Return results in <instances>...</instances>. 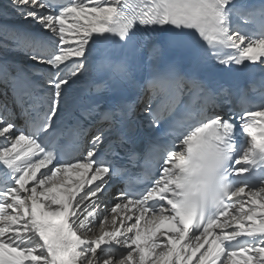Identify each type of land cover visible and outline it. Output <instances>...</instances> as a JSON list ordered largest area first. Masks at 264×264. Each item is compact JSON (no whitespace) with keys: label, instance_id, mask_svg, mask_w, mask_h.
<instances>
[{"label":"snow or ice","instance_id":"snow-or-ice-1","mask_svg":"<svg viewBox=\"0 0 264 264\" xmlns=\"http://www.w3.org/2000/svg\"><path fill=\"white\" fill-rule=\"evenodd\" d=\"M257 62L264 0H7L0 264H264V90L222 79ZM197 174L226 182L214 210L182 199Z\"/></svg>","mask_w":264,"mask_h":264},{"label":"clouds","instance_id":"clouds-1","mask_svg":"<svg viewBox=\"0 0 264 264\" xmlns=\"http://www.w3.org/2000/svg\"><path fill=\"white\" fill-rule=\"evenodd\" d=\"M226 187L225 180L207 174L193 175L181 189L189 208L196 212L214 210L220 203Z\"/></svg>","mask_w":264,"mask_h":264},{"label":"bare ground","instance_id":"bare-ground-1","mask_svg":"<svg viewBox=\"0 0 264 264\" xmlns=\"http://www.w3.org/2000/svg\"><path fill=\"white\" fill-rule=\"evenodd\" d=\"M6 3H7V0H0V6H3ZM69 37L71 38V33H69ZM11 59H14L17 62H23V59L24 58H23L22 55H16L15 57H11ZM5 91H6L5 86L3 84H0V104L7 103V104L11 105L12 104V101H11L10 91L8 92V95L7 96L4 95V92ZM44 170L45 169H42L41 171H44ZM242 196H243V194H242ZM243 198H244V200H247L248 199L247 196H243ZM108 199L109 198H106V200H108ZM246 207H247V205H246ZM215 231H218V229H216ZM236 260H237V264H239V258H236Z\"/></svg>","mask_w":264,"mask_h":264}]
</instances>
